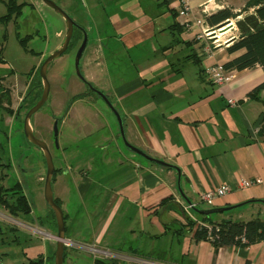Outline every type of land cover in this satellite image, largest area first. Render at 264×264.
<instances>
[{"label":"crops","instance_id":"crops-1","mask_svg":"<svg viewBox=\"0 0 264 264\" xmlns=\"http://www.w3.org/2000/svg\"><path fill=\"white\" fill-rule=\"evenodd\" d=\"M97 1L88 0L91 20L81 24L86 31L91 23L97 29L84 50H89L84 69L89 89L71 100L66 114L50 115L60 118L64 140L66 166L53 180L65 216L64 258L77 262L90 252L94 263L104 256L92 246L126 264H264V240L216 249L211 240L198 241L189 225L190 220L195 227L209 224L206 216L213 222L264 220V93L248 97L264 82V69L230 70L229 79L217 84L205 69L245 52L229 51L241 30L232 21L217 43L200 36L211 27L207 17L221 9L241 13L236 21L254 9L241 12L247 0H188L187 14L181 0ZM0 56L5 62L3 48ZM0 77L4 88L10 76ZM90 85L121 115L131 145L175 168L149 161L125 141L123 147L118 120L117 133ZM7 106L1 108L9 120L21 112L11 114ZM223 185L232 187L226 195L212 205L201 201L202 192ZM190 203L198 209L239 206L204 215ZM31 206L29 215L19 217L32 226L26 228L6 224L0 211V264L54 261L57 222L46 208L36 217Z\"/></svg>","mask_w":264,"mask_h":264},{"label":"rangeland","instance_id":"rangeland-1","mask_svg":"<svg viewBox=\"0 0 264 264\" xmlns=\"http://www.w3.org/2000/svg\"><path fill=\"white\" fill-rule=\"evenodd\" d=\"M7 1L0 0V50L3 48L5 55L4 64L0 63V76H10L3 88L10 95L9 101L4 99L3 103L8 104L5 108L9 112L11 111V114H15L18 110L21 112L9 120L6 112H4L5 110L0 109V142L4 146L3 158L5 162H11V167L6 170L7 175L3 184L6 187H10L20 182L24 192L34 206L35 216L43 217V209L46 208L51 212V208L45 199L47 161L42 148L27 138L24 131V118L31 104V99H28V93L32 87H38L37 89H39L41 86L40 67L43 61L64 42L67 22L60 13L43 0H17L18 4L27 3L22 6V11L19 15L13 13L11 18L8 19L6 18L8 14ZM53 1L63 8L71 18H75L77 26L71 40L73 44L61 57L53 60L48 67L47 76L51 86L49 97L46 104L32 116L31 127L36 136L47 143L55 167L59 169L66 166V161L62 155L64 140L60 134V123L58 124V138L57 140L55 139L54 125L58 118L51 116L59 112H61L59 117L66 114L74 95L76 93H84L86 89H89V86L84 85V81L86 82L84 71L86 67L85 57L89 50L84 51L85 54L83 53L84 56L80 59L81 76L77 73L76 56L85 35H87V39L88 35L92 38L96 34L95 31L97 29L92 28V23L87 26L89 31L81 27V24L85 23L86 25L91 20L89 8L87 7L88 0H76L77 5L72 7H66L62 0ZM76 8L79 9V12L84 10L82 11L83 13L75 12L73 9ZM232 21L237 24L236 19H232ZM31 34L33 37L25 40L24 43L26 45L24 46L21 38ZM91 45L89 46L91 47ZM34 64L38 65L31 68ZM92 96L99 107L111 118L113 126L118 133L115 113L111 108H108V105L101 97L95 94ZM12 104L15 111L10 108ZM118 140L123 147H126L123 138L120 137ZM0 211L6 214L4 216L1 213L6 224L23 228H26V226L32 227L23 225L21 218L13 217L4 207H0ZM6 224L4 225L7 226ZM83 255L84 257L80 261L72 263L70 262V256L66 255L64 264L93 263V254L89 252ZM45 264H55V259L52 263Z\"/></svg>","mask_w":264,"mask_h":264},{"label":"trees","instance_id":"trees-1","mask_svg":"<svg viewBox=\"0 0 264 264\" xmlns=\"http://www.w3.org/2000/svg\"><path fill=\"white\" fill-rule=\"evenodd\" d=\"M6 4L8 7V14L6 15V18L9 19L13 13L19 15L22 11V6L26 3L24 2L18 4L17 0H8ZM250 8L254 9V13L248 14L243 20L237 21V25L241 30V36L239 40L234 42V44L229 47L230 52H236L241 49H245V52L224 64L228 71L243 70L256 65H261L264 69V0H247L241 12L248 11ZM239 14L241 13H235L229 8H224L208 16L207 22L211 27H217L219 24L225 23L227 20L236 19ZM29 37H33V35L31 34L21 38V42L24 46L26 45L24 41L29 39ZM72 44L73 42H70L69 47ZM1 62H4V60L0 56V63ZM86 83L89 84L88 82ZM40 85L39 89H37L38 87H32L28 93V99H31V104L29 105L28 110L41 97L43 91L41 82ZM261 93H264V82L254 88L248 94V97L259 98ZM83 95V93H79L75 95L72 100L82 98ZM9 96L10 95L3 90L0 77V108L3 107L4 99L9 101ZM58 120H60V118H58ZM260 133L264 135V115L260 124ZM3 153L4 146L0 142V207H4L13 217L16 218L23 215H29L31 213L32 206L21 183L17 182L15 185L10 187H6L3 184L7 175L6 170L11 167L10 161H4ZM58 170L60 169L55 170L53 180H55ZM55 199L56 202L61 205L60 200L58 198ZM51 212L54 220L56 221L55 214L52 209ZM204 219L209 220L207 222L209 224H199L195 227L196 224L190 220L189 225L192 229L194 228V236L198 241L211 240L216 249L225 246L245 247L264 240V220L259 216L246 221L224 219L219 222H213L208 218V216L204 217ZM209 235H212V238H210ZM243 238H245V240H242ZM29 264H43V258H40L37 261H30ZM93 264L126 263L117 257H96Z\"/></svg>","mask_w":264,"mask_h":264},{"label":"water","instance_id":"water-1","mask_svg":"<svg viewBox=\"0 0 264 264\" xmlns=\"http://www.w3.org/2000/svg\"><path fill=\"white\" fill-rule=\"evenodd\" d=\"M43 1L46 4H48L49 6H51L52 8H54L58 13H60L65 18V20L67 22V32H66L65 40L62 43V45L57 50H55L51 55H49L43 61L42 65L40 67V77L42 78L43 92H42L40 99L36 102V104L34 106H32L27 111V113L25 115L24 131H25L27 138L32 143H34L35 145L42 148V150L45 153V157H46V161H47V174H46V178H45V199H46L48 205L50 206V208L54 211L56 222H57V235H56L57 248H56V252H55V264H64L65 245H66V241H67V239H66V224H65L64 211H63L61 205H59L56 202L54 191H53V177L55 174L56 167H55V164L53 162V157L51 155V152L49 150L47 143L44 140L38 138L36 136L33 128L31 127V118L38 110H40L46 104V102L48 100L50 88H51L50 82H49L48 76H47L48 75V67L53 60L61 57L68 50L70 42H71L73 34H74L75 27L77 26V23L55 1H53V0H43ZM229 21L230 20H228L227 22H229ZM225 24H226V22L219 24L217 26V28L218 29L222 28ZM232 25H233V23L231 22L229 26H232ZM87 42H88L87 35H85L84 40H83L81 46L79 47L78 52H77V56H76V69H77V73L79 76H81V72H80V68H79L80 59H81L83 52L87 46ZM90 87H91V85H90ZM91 88L105 101V103L115 113L117 120H118V123H119V126H120L121 135H122L123 140L125 141V143L129 149H131V150L135 151L136 153L144 156L146 159H148L149 161H151L153 163H156V164H159L162 166H166V167L175 168L174 166L166 163L165 161L153 158V157L147 155L146 153H144L142 150L131 145L126 140V137H125L122 117L118 113L116 108L113 106L112 102L109 100V98L102 91H99L93 87H91ZM58 133H59L58 120H56L55 125H54V137L56 140L58 138ZM190 204L199 213H202L204 215H210V214L216 213V212L229 211V210H232V209L239 206V205H235V206H227V207H222V208L198 209L197 207H195L194 204H192V203H190Z\"/></svg>","mask_w":264,"mask_h":264},{"label":"built area","instance_id":"built-area-1","mask_svg":"<svg viewBox=\"0 0 264 264\" xmlns=\"http://www.w3.org/2000/svg\"><path fill=\"white\" fill-rule=\"evenodd\" d=\"M181 4L183 6V13H185V14L189 13L191 7H190L188 0H181ZM198 22H201V21H198ZM231 22H232V20L227 22L224 27H228ZM224 27H222V28H224ZM222 28L218 29L217 27H205L202 31V35H200V36H204L208 39L213 40V43H217L218 40L220 39L219 32L222 30ZM205 70L210 75L212 80L214 82H216L217 84L222 85L229 79L228 70L225 68L224 64L210 65V66H207ZM229 102L231 104L237 103V101H235L233 99H230ZM243 184L247 185V184H249V182L243 181ZM231 189H232V187L230 185H223V186H221L215 190H208V191L202 192L200 195V199L202 202L207 203L209 205H212L217 198L223 197ZM190 207H192V205H190ZM209 237L212 238V235H209ZM242 240H245V238H243ZM80 246H84V245H80ZM88 248L91 251H93V253L96 255L99 254V255H103L104 257H114V255L111 252H108L105 250H100V249H98L96 247H92V246H90ZM143 262L145 264H159V263H155V262H151V261H147V260H145Z\"/></svg>","mask_w":264,"mask_h":264},{"label":"bare ground","instance_id":"bare-ground-1","mask_svg":"<svg viewBox=\"0 0 264 264\" xmlns=\"http://www.w3.org/2000/svg\"><path fill=\"white\" fill-rule=\"evenodd\" d=\"M221 24H222V23H221ZM223 29H226V27L222 28V30H223ZM222 30H221V31H222ZM220 36H221V35H220Z\"/></svg>","mask_w":264,"mask_h":264}]
</instances>
